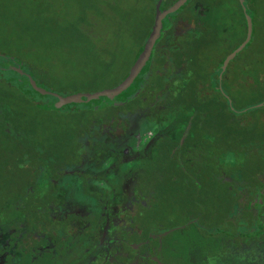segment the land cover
Masks as SVG:
<instances>
[{
	"label": "trees",
	"instance_id": "trees-1",
	"mask_svg": "<svg viewBox=\"0 0 264 264\" xmlns=\"http://www.w3.org/2000/svg\"><path fill=\"white\" fill-rule=\"evenodd\" d=\"M176 1L162 0L160 10ZM6 2L0 0L4 24L10 11ZM145 2L35 0L18 9L30 19L20 23L7 17L9 35L0 26V137L5 142V153L0 154V231L17 226V220L29 230L37 225L42 219L38 211L48 210L54 201L52 187L41 191L38 177L46 170V178L56 180L66 166L78 163L82 138L103 128L124 133L127 116L146 113L166 123L138 177L137 193L148 199L142 221L159 225L160 231L173 230L197 224L198 211H205L210 235L232 234L237 242L264 235V54L245 56L257 44L256 37L264 34V0H243V5L238 0H187L162 20L148 60L121 96L60 105L57 98L42 96L29 84L28 76L39 87L64 97L116 87L152 30L157 0H149V9ZM137 11L149 12L148 24L119 80L88 90L62 83L64 77L55 74V66L74 70L97 53L84 51L81 59L67 56L78 55L74 44L84 35L86 23L103 35V48L95 58L100 68L88 75L96 81L114 65L121 39L132 29L126 27L128 18ZM245 13L252 21L251 39L222 70L225 58L245 39ZM178 22L188 28L178 33ZM228 34H238V39L213 57ZM37 115L69 118L74 124L62 153L53 146L59 144L46 145L47 138L37 134ZM224 155H231L234 164H224ZM213 194L224 199L215 203L210 199ZM177 210L184 212L181 224L169 219L163 224L164 217ZM60 237L55 239L58 247Z\"/></svg>",
	"mask_w": 264,
	"mask_h": 264
},
{
	"label": "flooded vegetation",
	"instance_id": "flooded-vegetation-1",
	"mask_svg": "<svg viewBox=\"0 0 264 264\" xmlns=\"http://www.w3.org/2000/svg\"><path fill=\"white\" fill-rule=\"evenodd\" d=\"M102 130L92 131L84 138L98 136ZM126 132L127 128L124 133L118 130L111 134L122 137ZM85 139L81 141L80 161L66 166L60 178H46V170L38 177L41 191L52 187L54 201L48 210L38 211L42 219L37 225L29 230L17 220V226H6L0 231V264H30L29 259L33 264L37 260L42 264H215L218 258L242 253L245 248H264V235H256L250 242L248 238L237 242L232 234L214 233L219 238L217 245L205 243L200 247L193 242L185 252L181 242L167 239L172 229L160 231L159 225L142 221V207L148 199L137 193L138 177L145 171V163L153 152L146 151L148 156L141 166L127 171L116 183L101 177L110 188L106 196L87 187L91 179H96L88 171L96 157ZM70 176L81 180L77 195L66 183ZM86 199L94 202L96 208L84 203ZM63 231H67L66 235ZM58 235L62 236L59 247L55 240Z\"/></svg>",
	"mask_w": 264,
	"mask_h": 264
},
{
	"label": "rangeland",
	"instance_id": "rangeland-1",
	"mask_svg": "<svg viewBox=\"0 0 264 264\" xmlns=\"http://www.w3.org/2000/svg\"><path fill=\"white\" fill-rule=\"evenodd\" d=\"M35 2V0H10L6 2V9L9 11L8 18H15L20 23H23L25 19H30V17H25L24 13L18 9H22L31 3ZM149 0H146L145 5L146 8L149 9ZM148 10H146L147 12ZM149 12L147 14H141L138 11L133 13L130 18H128V24L126 27H132V29H128V31L123 35L121 39V45L117 50V59L114 62V65L110 68V70L100 79L93 81L88 79V75L93 73L95 70H99L100 67L96 66V61L98 57L97 54L102 50V41L103 35L96 31L90 29L89 24L86 23L84 26V35L79 39L80 41L74 44V47L77 48V54L74 55V52L68 54L67 56H75L78 59H81L85 54L82 53L84 51L92 50L93 52H97L95 55H91L86 66L78 67L74 70H66L61 65L55 66L54 72L56 75H62L64 77L63 84L67 87H76L81 90H88L94 86H109L112 83L119 80L123 73L126 72L130 58L135 53L138 43L142 38V35L146 29L148 24ZM7 17L5 19V24L0 23L1 28L4 30L5 35H9L8 27L5 26L8 21ZM134 20H138V23H135ZM0 28V29H1ZM184 28H188L186 23L178 22L176 24V30L180 33ZM12 36V35H10ZM12 39L14 37H11ZM226 43L221 44L218 48L213 52V57H217L220 54L224 53L229 44L233 43L238 39V34L226 35ZM257 44L250 48L245 56L252 57L254 54H264V34L256 37ZM74 41V40H73ZM75 42V41H74ZM67 53V52H66ZM74 57V58H75ZM29 115V114H28ZM54 118V117H53ZM127 124V132L122 137H113L111 133L108 132L107 128H103V130L99 133L98 136H93L91 139L82 138L80 141L87 140L91 147V151H93V155L95 158L94 161H91V166L88 169L89 174L96 179H91L87 183V187L90 190H98L101 191L104 195L109 196L110 188L107 187L105 183L101 180V177L107 178L108 182L116 183V181L122 177L127 171L133 170L141 166V164L145 161L146 147L148 152H153L154 150V138L159 134V129L161 125H165L166 120L162 121L160 119L153 118L146 113H137L135 115H131L126 118ZM37 122V134H39L42 138H47L46 145H52L51 143H57L60 146H55L54 148L62 153L61 151L66 149L65 138H70V133L72 128V124L69 118H59V119H51L48 116H36ZM69 131V132H68ZM55 136L57 137L55 139ZM2 137H0V149L1 153L4 154L5 151L2 149L4 147L5 142L2 141ZM155 141V140H154ZM52 149V147H51ZM68 149V147H67ZM222 162L224 164L233 165L234 159L231 155H224L222 158ZM240 162V161H238ZM236 162V164H238ZM67 185L73 190V192L77 195L80 193V185L81 180L78 176H70L66 178ZM214 197L210 198L213 202H217L223 200L224 197L220 196V194H213ZM76 199L80 202L82 200L79 196H76ZM84 203L89 204L92 208H96L94 202L90 199H86L83 201ZM222 202V201H221ZM167 212V208L165 209ZM199 217L197 219V224H191L186 226H177L174 228L169 236L168 240L170 241H179L183 247L185 252H188V248L192 245L191 243H199L204 247L205 243H213L218 244L219 238L209 235V231L206 226L205 221V211H198ZM175 215H172L170 218L168 215L164 217L163 224L168 222L181 224V221L184 217L183 211H175ZM169 219V220H168ZM168 220V222H166ZM241 223V222H240ZM166 226V225H163ZM184 244H183V242ZM205 251H208V247L205 246ZM215 264H264V248L262 246L254 249L252 247L245 248L242 253H234L225 258H218Z\"/></svg>",
	"mask_w": 264,
	"mask_h": 264
},
{
	"label": "water",
	"instance_id": "water-1",
	"mask_svg": "<svg viewBox=\"0 0 264 264\" xmlns=\"http://www.w3.org/2000/svg\"><path fill=\"white\" fill-rule=\"evenodd\" d=\"M162 0H157L155 5V17H154V24L152 27V30L149 34V36L146 39V42L144 44L143 50L133 66L131 67L128 75L125 77V79L119 83L116 87L111 89H105L102 91H98L95 93H79L74 94L70 96H61L57 93L49 92L41 87H39L35 81L28 76L29 84L33 88V90L37 93H39L42 96L45 95H52L53 97L57 98L60 105H66V104H79V103H88L97 100L100 97H116L123 95L124 91L135 81L136 77L139 75V73L142 71L143 66L145 65L146 61L148 60L152 48L158 38V36L161 33V23L162 20L175 12H177L183 4L187 0H177L172 6L165 10H160V4ZM241 5H243V0H238ZM245 11V10H244ZM245 20L247 24V32L245 39L243 43L237 47L234 51H232L223 61L222 70H225L228 62L232 60L237 53L243 50L245 45L250 41L251 35H252V21L249 15L245 13ZM14 70L18 71L19 73H22L20 69L15 68ZM262 104H259L258 106H261Z\"/></svg>",
	"mask_w": 264,
	"mask_h": 264
}]
</instances>
